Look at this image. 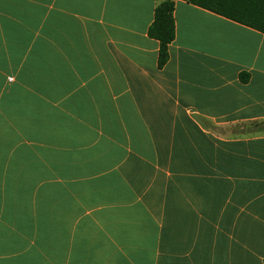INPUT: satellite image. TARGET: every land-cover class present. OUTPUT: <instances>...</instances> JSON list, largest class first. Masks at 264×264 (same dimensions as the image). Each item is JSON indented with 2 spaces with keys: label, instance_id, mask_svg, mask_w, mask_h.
<instances>
[{
  "label": "crops",
  "instance_id": "0c3cea01",
  "mask_svg": "<svg viewBox=\"0 0 264 264\" xmlns=\"http://www.w3.org/2000/svg\"><path fill=\"white\" fill-rule=\"evenodd\" d=\"M162 1L0 0V264H264V34Z\"/></svg>",
  "mask_w": 264,
  "mask_h": 264
},
{
  "label": "trees",
  "instance_id": "16d2710c",
  "mask_svg": "<svg viewBox=\"0 0 264 264\" xmlns=\"http://www.w3.org/2000/svg\"><path fill=\"white\" fill-rule=\"evenodd\" d=\"M192 5L202 7L212 13L241 24L264 34V0H183ZM174 2L164 0L158 4L154 11V20L148 35L158 41V66L163 67L168 58V47L175 37L173 20ZM241 83H247L249 76L245 73L239 75ZM264 130L262 126L255 132Z\"/></svg>",
  "mask_w": 264,
  "mask_h": 264
},
{
  "label": "rangeland",
  "instance_id": "374dc122",
  "mask_svg": "<svg viewBox=\"0 0 264 264\" xmlns=\"http://www.w3.org/2000/svg\"><path fill=\"white\" fill-rule=\"evenodd\" d=\"M258 126H261V124H259ZM258 126H257V127H258ZM262 127H264V123H262Z\"/></svg>",
  "mask_w": 264,
  "mask_h": 264
}]
</instances>
